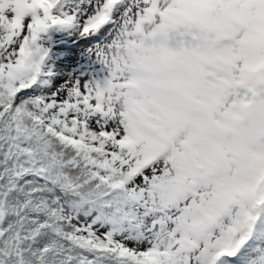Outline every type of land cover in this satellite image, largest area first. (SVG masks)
<instances>
[{
	"label": "snow or ice",
	"instance_id": "snow-or-ice-1",
	"mask_svg": "<svg viewBox=\"0 0 264 264\" xmlns=\"http://www.w3.org/2000/svg\"><path fill=\"white\" fill-rule=\"evenodd\" d=\"M0 264H264V0H0Z\"/></svg>",
	"mask_w": 264,
	"mask_h": 264
},
{
	"label": "rangeland",
	"instance_id": "rangeland-1",
	"mask_svg": "<svg viewBox=\"0 0 264 264\" xmlns=\"http://www.w3.org/2000/svg\"><path fill=\"white\" fill-rule=\"evenodd\" d=\"M91 42L84 43L82 42L81 38H78V33L74 30L72 32H66L64 30L56 37L55 41L58 40L68 50L74 52L73 54V61L70 64H73L70 74L72 75H79L81 72L87 73L90 66L99 68L100 65L96 62L95 55L89 53V49H92L96 44L100 43L99 40L89 37L88 38ZM69 63L63 64L64 67L69 66ZM60 72H63L64 69L60 68ZM69 74V75H70ZM69 78V77H68ZM68 78H60L57 80V84L61 83L62 79ZM87 75L81 77V81L88 79Z\"/></svg>",
	"mask_w": 264,
	"mask_h": 264
},
{
	"label": "trees",
	"instance_id": "trees-1",
	"mask_svg": "<svg viewBox=\"0 0 264 264\" xmlns=\"http://www.w3.org/2000/svg\"><path fill=\"white\" fill-rule=\"evenodd\" d=\"M62 30H58L53 28L49 30L47 33L43 34L41 40L38 42L42 44L44 47L48 48L49 56L47 60V65L51 66L53 71L60 73V78H68L70 71L72 69L73 64H70L74 57V52L68 50L65 45H63L58 40L55 41L56 37L61 33ZM66 32H72V29L64 30ZM53 37V39H52ZM69 63V66L64 67L63 64ZM63 68L64 71L60 72L59 69ZM47 70V68L45 69ZM58 80V79H57ZM57 80L55 83L57 84Z\"/></svg>",
	"mask_w": 264,
	"mask_h": 264
}]
</instances>
